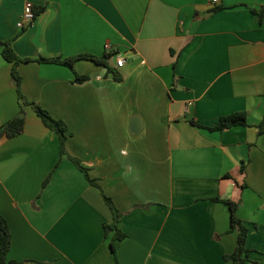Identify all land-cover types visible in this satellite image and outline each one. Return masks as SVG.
<instances>
[{
	"label": "crops",
	"instance_id": "0c3cea01",
	"mask_svg": "<svg viewBox=\"0 0 264 264\" xmlns=\"http://www.w3.org/2000/svg\"><path fill=\"white\" fill-rule=\"evenodd\" d=\"M27 1L37 19L21 30ZM263 8L264 0H0V131L25 118L21 134L0 139L8 260L230 264V201L249 229L248 263L264 264V16L252 11ZM6 42L30 60L17 67L23 96L67 124L65 155L20 100ZM80 55L110 58L73 68L39 61ZM236 113L247 126L192 124ZM104 196L123 214V240L106 234L114 216Z\"/></svg>",
	"mask_w": 264,
	"mask_h": 264
},
{
	"label": "trees",
	"instance_id": "16d2710c",
	"mask_svg": "<svg viewBox=\"0 0 264 264\" xmlns=\"http://www.w3.org/2000/svg\"><path fill=\"white\" fill-rule=\"evenodd\" d=\"M220 10H222V8L215 9V10L211 11V13H216ZM252 11L255 14H258L260 19L262 20V18L264 16V8L261 9L260 11H255V10H252ZM2 45L4 46L3 51H2L3 57L9 63H11L13 65L12 76L16 82L17 91H18L20 100L22 101L23 104L31 106L35 110L37 115L42 119L45 126L48 129H50L51 131L55 132L59 136V139L61 142V153H62V155H65V146H66L67 140L69 138V135H68L69 128H68L67 124L62 120H57V119L53 118L51 116V114L47 110H45L43 107H41L40 105L35 104V103H30L27 101V99L21 93L22 78L20 77V75L17 71V67L20 63L29 62L30 60L20 59L16 55V53L14 52L10 42L2 43ZM109 58H110V56H104V57L98 58V57L90 56V55H80L78 57L71 58V59H64V60H61V59H56V60L40 59L39 61L40 62H47V63L61 64V65H65L69 68H73L75 61H77L79 59H87V60L94 61L95 63H97L99 65L108 66V59ZM176 64L177 63L174 64L175 67H176ZM115 78L117 80H120V78H118L116 76H115ZM86 79H87V77H80V76L76 77L77 82H83ZM192 124L197 126V127L204 128V129H207L210 131L221 132V131H224L226 129H229V128H232L235 126H247V118H246L245 114H243V113H236V114H233L230 116L222 117L219 120V122L213 127H208V126L206 127V126H203L201 124L196 123L195 121H192ZM24 126H25V118L23 116V113H21V115L19 117H16L13 120H11L3 128V130L0 131V139L4 136H6L9 139L15 138L16 136H18L19 134L22 133ZM80 168L83 171H85L84 168H82V167H80ZM85 173H87V171H85ZM86 175H87V178L89 179V181L93 184L94 181L90 180V178L88 177V174H86ZM51 177H52V175L44 182V185H43L44 188L48 185ZM104 199H105L109 209L111 210V212L113 213V216H114L113 224L105 225L106 234L108 235L109 232L115 231L114 240H116V241L117 240H123V239H125L126 235L119 230V222H120L123 214L120 213L115 208L113 202L108 197L104 196ZM213 200L214 201H221V199H219V198H216ZM225 202L227 204H229V206H230L232 229H233V231L238 232V247L232 255L225 257L226 261L229 262L230 264H257L255 262L248 263L249 262L248 261L249 251L246 247V242H247V238H248V234H249V229L238 216L240 206L238 204H235V203L230 202V201H225ZM113 243H112V249H113V251H115ZM11 248H12L11 231H10V228H9V225H8L6 219L0 215V264H17L14 262H10L8 260V255H9V252L11 251Z\"/></svg>",
	"mask_w": 264,
	"mask_h": 264
},
{
	"label": "built area",
	"instance_id": "2783aa9c",
	"mask_svg": "<svg viewBox=\"0 0 264 264\" xmlns=\"http://www.w3.org/2000/svg\"><path fill=\"white\" fill-rule=\"evenodd\" d=\"M215 2H217V0H215ZM36 19H37V12L35 10V6L32 2L27 1L25 4V9H24L22 19L18 23V28L21 30H24V29L32 26L34 24V22L36 21ZM125 62L126 61L123 58L118 59L117 66L123 67L125 65ZM190 107H191V105H189V107L186 110L187 114L190 113Z\"/></svg>",
	"mask_w": 264,
	"mask_h": 264
}]
</instances>
